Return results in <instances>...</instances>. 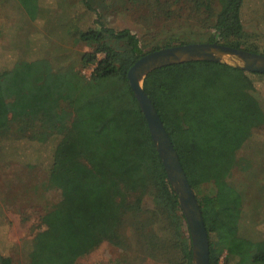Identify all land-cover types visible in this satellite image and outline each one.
Instances as JSON below:
<instances>
[{"label": "trees", "instance_id": "16d2710c", "mask_svg": "<svg viewBox=\"0 0 264 264\" xmlns=\"http://www.w3.org/2000/svg\"><path fill=\"white\" fill-rule=\"evenodd\" d=\"M18 1L36 16L39 0ZM192 1L207 13L212 11V0ZM90 2L85 0L93 10ZM218 2L210 42L260 53L243 27L244 0ZM76 36L78 43L93 49L81 57L82 68L95 66L89 78L79 69L55 71L47 60L19 62L0 72V136L16 120L35 124L43 141L49 137L48 127L58 132L67 128L69 135V147L56 151L58 170L52 172L63 199L45 215L48 230L35 238L27 264H75L76 257L96 246L92 244L95 232L97 240L117 244L120 220L112 201L120 196V182L143 170L158 197L171 209L180 207L130 87L128 72L143 56L137 36L128 29L116 31L102 25L78 31ZM257 76L264 78L225 62L198 60L156 69L144 80L143 89L193 190L210 179L217 183L215 197H197L208 231L210 264H221L224 253L225 264H264V240L255 242L240 235L242 195L226 181L237 167L238 150L264 125V111L252 94ZM60 161L69 163L67 168L59 169ZM84 172L87 186L76 192L72 183ZM77 227H81L78 234ZM186 257L192 264L191 247ZM0 264H12V260L0 254Z\"/></svg>", "mask_w": 264, "mask_h": 264}, {"label": "rangeland", "instance_id": "374dc122", "mask_svg": "<svg viewBox=\"0 0 264 264\" xmlns=\"http://www.w3.org/2000/svg\"><path fill=\"white\" fill-rule=\"evenodd\" d=\"M212 1V11L207 13L192 0H91L93 10L87 8L85 0H39L34 16L18 0H0V72L19 62L47 60L55 71L79 69L89 78L95 66L82 68L81 57L93 49L78 43L76 34L101 25L116 31L130 30L137 36L143 56L169 47L212 43L213 18L220 8L218 0ZM242 8L244 30L264 55V0H244ZM223 60L241 65L237 59ZM254 82L252 94L264 111V78L254 77ZM9 125L0 136V254L9 257L12 264H27L35 238L48 230L45 215L63 199L52 172L58 170L54 166L56 151L69 147V135L67 128L58 132L48 127L49 137L43 141L35 124L16 120ZM236 159L237 167L226 181L242 195L238 229L242 237L261 241L264 125L245 141ZM67 165L57 163L59 169ZM85 175L72 183L76 192L87 186ZM217 189V183L210 179L194 193L199 198L215 197ZM119 190L120 196L112 201L117 207L113 213L120 220L118 243L99 241L95 232L92 244L96 246L76 257L75 264H189L186 254L190 247L192 252V244L181 207L171 209L158 197L145 170L133 179H123ZM80 228L75 229L77 234ZM113 230L107 229V233ZM220 263L225 264V253Z\"/></svg>", "mask_w": 264, "mask_h": 264}, {"label": "water", "instance_id": "95a60500", "mask_svg": "<svg viewBox=\"0 0 264 264\" xmlns=\"http://www.w3.org/2000/svg\"><path fill=\"white\" fill-rule=\"evenodd\" d=\"M224 58L237 59L233 65ZM225 62L247 72L264 75V55L219 43H193L160 49L142 56L129 70L130 87L147 121L156 151L162 161L167 179L178 195L179 205L186 219L192 244L193 264H210L208 231L198 199L181 164L179 155L166 128L148 95L143 89L144 80L152 71L188 61Z\"/></svg>", "mask_w": 264, "mask_h": 264}]
</instances>
